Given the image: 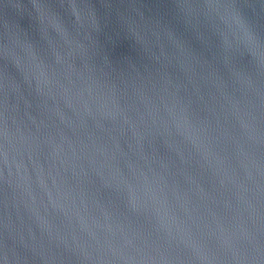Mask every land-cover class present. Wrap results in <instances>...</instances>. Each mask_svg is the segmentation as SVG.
Masks as SVG:
<instances>
[{"label":"water","instance_id":"obj_1","mask_svg":"<svg viewBox=\"0 0 264 264\" xmlns=\"http://www.w3.org/2000/svg\"><path fill=\"white\" fill-rule=\"evenodd\" d=\"M0 264H264V0H0Z\"/></svg>","mask_w":264,"mask_h":264}]
</instances>
